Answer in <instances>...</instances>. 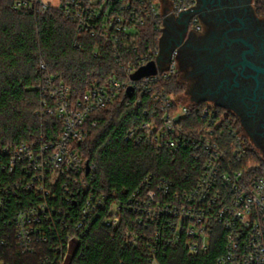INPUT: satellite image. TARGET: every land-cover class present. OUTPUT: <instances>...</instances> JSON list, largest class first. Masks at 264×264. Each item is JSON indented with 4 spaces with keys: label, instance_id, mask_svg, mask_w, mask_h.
<instances>
[{
    "label": "built area",
    "instance_id": "1",
    "mask_svg": "<svg viewBox=\"0 0 264 264\" xmlns=\"http://www.w3.org/2000/svg\"><path fill=\"white\" fill-rule=\"evenodd\" d=\"M193 5V0L59 1L56 7L77 23L78 31L99 36L115 51L118 36H134L148 21L161 31L159 45L139 58L144 62L139 67L117 53L124 73L93 84L80 98L62 83L51 84L38 113L62 121L55 140L33 136L15 146L0 143V172L7 173L6 181L0 179V264H8L3 254L13 246L23 254H40L39 264H68L97 221L112 230L132 224L125 235L131 244L145 241V264H161L158 254L167 246L183 244L192 255L206 253L214 235L223 242L215 264H264V176L253 174L249 164L239 168L249 155L247 140L212 105L202 110L200 129L183 132L187 104L156 86L179 72L178 47L167 51L162 39L164 22ZM51 6L46 0H12V9L21 14H46ZM192 23L197 26L196 18ZM150 61H159L156 73L134 78ZM40 67L45 68L42 61ZM123 93L134 105L148 95L151 112L150 120L127 130L126 141L170 153L182 146L197 149L202 172L191 189L180 191L172 181L147 176L133 193L118 197L93 184L94 166L79 144L97 124L95 113ZM225 125L232 129L229 139Z\"/></svg>",
    "mask_w": 264,
    "mask_h": 264
},
{
    "label": "trees",
    "instance_id": "2",
    "mask_svg": "<svg viewBox=\"0 0 264 264\" xmlns=\"http://www.w3.org/2000/svg\"><path fill=\"white\" fill-rule=\"evenodd\" d=\"M126 1L120 0V4H126ZM160 36L161 31L148 21L140 26L138 34L118 36L115 51L99 36L78 31L77 23L56 6H51L46 14H21L12 9V0H0V143L15 146L30 141L33 136L55 140L60 134L62 121L56 116L38 113L41 100L51 84L62 83L70 88L73 97L80 98L93 84L105 83L111 76L124 73L117 53L125 63L132 62L139 67L144 63L139 58L157 49ZM40 61L45 64L44 69L40 67ZM156 86L164 88L177 100L185 92L179 75ZM126 97L123 93L96 112L97 124L79 144L86 161L94 166L93 184L118 197L133 193L147 176L153 180L172 181L180 191L191 189L202 172L203 159L195 156L197 149L182 146L170 153L152 145H135L126 141L125 134L131 126L151 119L148 95L140 105L127 104ZM184 104H187L189 114L181 121L183 132L200 129L204 124L201 113L208 102ZM212 106L226 114V122L229 121L231 128L247 140L249 155L239 168L249 164L253 167V174L264 176V160L248 142L236 115L219 105ZM224 127L225 138L229 139L232 129ZM5 174L0 172V179L6 181ZM131 226L123 224L112 230L97 221L68 264L147 263L145 241L141 239L135 245L126 238L125 231L134 229ZM222 249V236L214 235L206 253L192 255L185 245L180 244L167 246L158 258L161 264H215ZM3 257L8 264H39L40 254H23L13 246L10 250L5 249Z\"/></svg>",
    "mask_w": 264,
    "mask_h": 264
},
{
    "label": "flooded vegetation",
    "instance_id": "3",
    "mask_svg": "<svg viewBox=\"0 0 264 264\" xmlns=\"http://www.w3.org/2000/svg\"><path fill=\"white\" fill-rule=\"evenodd\" d=\"M193 1L164 22L167 51L178 47V75L196 101L232 111L250 140L264 142V0Z\"/></svg>",
    "mask_w": 264,
    "mask_h": 264
},
{
    "label": "rangeland",
    "instance_id": "4",
    "mask_svg": "<svg viewBox=\"0 0 264 264\" xmlns=\"http://www.w3.org/2000/svg\"><path fill=\"white\" fill-rule=\"evenodd\" d=\"M46 1L49 2L52 6H58L60 0H46ZM179 78H180V81L183 82L185 85V92H184V95L181 97L180 100H177V99L176 100L180 103L196 102V99H194V97L191 96L189 93L191 83L190 82L189 83L184 82L181 79L180 75H179ZM192 82H193V80H192ZM208 104L214 105L213 102H208ZM247 139H248V142L252 145V147L257 150L258 155L264 160V142L255 143L252 140H250V138L247 137Z\"/></svg>",
    "mask_w": 264,
    "mask_h": 264
},
{
    "label": "water",
    "instance_id": "5",
    "mask_svg": "<svg viewBox=\"0 0 264 264\" xmlns=\"http://www.w3.org/2000/svg\"><path fill=\"white\" fill-rule=\"evenodd\" d=\"M159 61H150L146 65L140 67L138 71L134 74V78L138 79L143 76L153 75L156 73V65ZM87 171H89V166L87 167Z\"/></svg>",
    "mask_w": 264,
    "mask_h": 264
}]
</instances>
